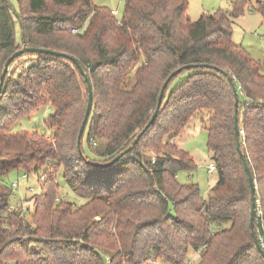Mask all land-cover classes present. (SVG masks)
Returning <instances> with one entry per match:
<instances>
[{
  "label": "trees",
  "instance_id": "trees-1",
  "mask_svg": "<svg viewBox=\"0 0 264 264\" xmlns=\"http://www.w3.org/2000/svg\"><path fill=\"white\" fill-rule=\"evenodd\" d=\"M16 1L15 11L0 0V73L22 43L65 52L87 74L92 106L81 154L76 141L88 92L75 64L37 53L11 63L0 92V264H187L190 252L191 264H264L251 233L227 79L237 91L240 150L254 179V229L264 250V66L231 37L232 19L249 0L196 19L187 15L188 0H124L120 19L92 0ZM254 7L264 18V0ZM23 56L33 58L17 73L13 65ZM167 79L136 144L108 166L95 164L130 145ZM47 104V133L9 130ZM201 113L218 174L205 198L196 182L178 181L196 163L172 141ZM18 168L38 181L28 216L7 209L12 190L1 178ZM60 172L84 203L58 195Z\"/></svg>",
  "mask_w": 264,
  "mask_h": 264
},
{
  "label": "rangeland",
  "instance_id": "rangeland-1",
  "mask_svg": "<svg viewBox=\"0 0 264 264\" xmlns=\"http://www.w3.org/2000/svg\"><path fill=\"white\" fill-rule=\"evenodd\" d=\"M13 10L18 9V3L16 0H8ZM234 0H188L187 15L191 19H196L202 12H213L217 9L228 11L231 8ZM95 5H102L108 9L116 10L115 16L120 19L123 15L124 0H92ZM255 0H249L248 8L245 9L243 14L232 19V41L244 47L249 54L260 60L264 66V18L262 14L257 11L254 7ZM15 29L18 33V23L15 21ZM33 57L20 58L14 65L15 71L26 73L29 62ZM27 62V66L22 69V65ZM12 66V65H11ZM18 68V70H17ZM20 68V69H19ZM173 85V84H172ZM52 113L50 105L47 104L38 111L31 113L28 116H23L18 120L14 121L9 130H31L36 129L39 132L47 133L48 129L45 124L47 117ZM205 114V113H203ZM195 115L190 119L187 126L183 131L172 141L178 146L186 150L194 159L196 168L191 171L180 170L177 173L178 181L185 182H196L199 187L200 195L206 197L208 190L217 181V171H208V163L212 161L211 152L207 149V135L204 128L201 126V116ZM25 171L21 168L9 170L2 178V182L11 188V199L7 207L8 210L22 211V202L26 203L27 208L25 213L28 216L32 209V194L38 190V181L34 173H28L26 178L22 177ZM58 184V195L65 200H69L75 203V205H81L85 202L86 198L74 193L71 188L65 183L62 178L61 172L56 177ZM13 181L18 182L17 187H11ZM32 187V190L29 189ZM230 222H224L223 227L229 226ZM193 253L190 252L188 255V263L192 262ZM195 257V256H194ZM150 264H164L158 263L157 260L153 259Z\"/></svg>",
  "mask_w": 264,
  "mask_h": 264
},
{
  "label": "water",
  "instance_id": "water-1",
  "mask_svg": "<svg viewBox=\"0 0 264 264\" xmlns=\"http://www.w3.org/2000/svg\"><path fill=\"white\" fill-rule=\"evenodd\" d=\"M26 53H37V54H51V55H55V56H63L66 58H69L74 64L75 66L78 68L79 72L82 74L85 82H86V86H87V102H86V106H85V110H84V114H83V118L78 130V134H77V141H76V146L79 150V152L81 153V147H80V142H81V137L85 128V124L87 122L90 110H91V106H92V88H91V83L89 81V78L87 76V74L85 73L84 69L82 68V66L80 65V63L78 62L77 59H75L74 57H72L71 55L62 52V51H57V50H51L48 48H44V47H36V46H27L25 44L22 43V45L20 46V48H18L17 50H15L4 62L1 73H0V92L3 86V82L5 79V76L9 70V67L11 65V63L13 62L14 59H16L17 57H19L20 55L26 54ZM187 67V66H181L179 68H177L176 70H174L172 72V74L169 76V78L175 74L177 71L181 70L182 68ZM168 78V79H169ZM168 79L162 84V87L160 89L158 98H157V103H156V107L154 112L151 115V118L149 120V122L146 124V126L140 130V132L137 133V135L134 137V139L132 140V142L130 143V145L125 148L124 150H122L121 152H119L118 154H116L111 160L107 161V162H103V163H95L97 165H101V166H108L111 163L117 161L118 159H120L126 152H128L132 146L134 144H136V142L139 140V138L141 137V135L143 134V132L145 131V129L150 125V123L154 120L158 109L160 107L161 101H162V97H163V93L164 90L166 88V83L168 81ZM227 79L231 85L232 88V93H233V98H234V134H235V140H236V148L237 151L239 152V156L240 159L242 161V164L244 166V169L246 171L247 177H248V184H249V189H250V217H249V221H250V228H251V233L254 239V243L257 247V249L264 255V250L261 248V245L259 243V240L256 236V232L254 229V218H255V206H256V199H255V185H254V179L251 175L249 166L246 163V158L245 155L242 153V151L240 150V139H239V129H238V122H237V112H238V101H237V91L235 88V84L234 81L232 79L231 76H227ZM82 154V153H81Z\"/></svg>",
  "mask_w": 264,
  "mask_h": 264
},
{
  "label": "built area",
  "instance_id": "built-area-1",
  "mask_svg": "<svg viewBox=\"0 0 264 264\" xmlns=\"http://www.w3.org/2000/svg\"><path fill=\"white\" fill-rule=\"evenodd\" d=\"M111 12H112L113 14H116V10H114V9H112ZM71 31H72V32H76L77 29H76V28H72ZM26 66H27V62L24 63V64L22 65V69L25 68ZM19 69H20V68H19ZM17 70H18V68H17ZM239 132L242 133L243 130L240 129ZM215 169H216L215 163H214L213 161H210V162L208 163V171H212V170H215ZM27 176H28V173H26V172H24V173L22 174V177H23V178H26ZM43 177H44V175L41 174V175H40V178L42 179ZM17 186H18V182H17V181H13V182L11 183V187H12V188H13V187H17ZM29 189L32 190V187H29ZM22 205H23L22 210H23V211L26 210V208H27L26 203L22 202ZM258 213H260V210H258ZM191 263H192V262H190L189 264H191Z\"/></svg>",
  "mask_w": 264,
  "mask_h": 264
}]
</instances>
